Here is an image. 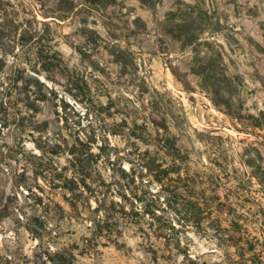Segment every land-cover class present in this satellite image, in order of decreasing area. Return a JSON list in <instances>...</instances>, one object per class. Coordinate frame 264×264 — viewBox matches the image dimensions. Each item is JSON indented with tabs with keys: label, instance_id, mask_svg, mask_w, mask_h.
Segmentation results:
<instances>
[{
	"label": "rangeland",
	"instance_id": "obj_1",
	"mask_svg": "<svg viewBox=\"0 0 264 264\" xmlns=\"http://www.w3.org/2000/svg\"><path fill=\"white\" fill-rule=\"evenodd\" d=\"M4 20L69 72L6 57L28 80L0 104V264H264V0H0ZM164 127L185 158L161 187Z\"/></svg>",
	"mask_w": 264,
	"mask_h": 264
},
{
	"label": "trees",
	"instance_id": "obj_2",
	"mask_svg": "<svg viewBox=\"0 0 264 264\" xmlns=\"http://www.w3.org/2000/svg\"><path fill=\"white\" fill-rule=\"evenodd\" d=\"M41 25L45 27L47 25V22H41ZM11 27L13 28V30ZM19 27L20 25L14 24L13 22H10L9 24V22L6 20L0 22V75L5 71V68L7 66L6 57L8 56V54H11L12 56H16L17 51L19 49H24L29 44H32V46L34 45L36 47L35 54L39 60L40 67L43 70L55 69V70L63 71L66 74L69 72L67 67L63 64V61L59 53L56 50L52 49L50 45L46 47L45 44L42 43L43 30L33 29L31 31L28 28L22 27L20 29ZM13 32L17 34V37L13 36ZM23 69L24 68H15L13 70H10L9 74L7 75L8 78L7 83H5L2 80V77H0V87H1L0 89L2 90V94L5 96L3 99H1L0 104L4 107L5 111L10 109L11 103H13L16 100V98L14 97V93L24 94V95L27 94L26 92L22 91V86H21L23 82L26 83V81L28 80L25 77L26 74L24 75L25 70ZM28 98L29 97H27V99ZM35 106L36 105H34L33 103L32 104L29 103V105H27V107L30 108H35ZM164 128L166 130V138L155 139L156 140L155 146L162 148L165 154H167L172 158L173 160L172 165L170 167H162V164L160 162H155L152 160L150 162L153 168L155 169L151 168L152 167L150 166L151 164L148 163L144 167V169H146L147 172L153 176L155 182L159 183L160 186L164 180V177L167 178L170 172H178L180 170L182 163L178 162L176 159L185 158V155L181 153L180 148L177 146L175 138L167 133L166 127ZM91 139H92L91 137H88L87 141ZM79 144H83V143L79 142ZM69 153L72 155L74 159L73 161L75 162L78 161V158L75 157L77 153L74 151V149H70ZM0 154L2 159L8 157L7 150L5 152H1ZM9 174L10 175L8 176V178H11V185L16 190V188H19L22 185L21 178L24 173L16 174L10 171ZM70 181L72 183H75L74 176L73 179H70ZM164 190L166 192V195L172 193L168 189H164ZM27 191H30V194L33 195L32 207L36 208L38 203L41 202V196L39 194L34 193L31 187L29 186ZM13 196L16 197L17 193L15 192ZM2 198L3 197L0 196V202H3ZM7 207L8 206L6 204V200H4L2 206L0 207V220L3 218V216H5V214H7V210H8ZM18 210L24 214L23 215L24 226L27 229V231H29L33 237L38 238L40 236L38 228H43L39 216H35L33 214L27 215V213H25L21 207H19ZM144 212L148 215L154 216V211H149L144 209ZM253 249H254L253 244H248L246 247V250L248 252H252ZM54 254L55 256H59V257L62 256L59 252H56ZM48 258L50 264H66L65 259H63L64 257H61L62 259L59 261L54 259L53 256H49Z\"/></svg>",
	"mask_w": 264,
	"mask_h": 264
}]
</instances>
